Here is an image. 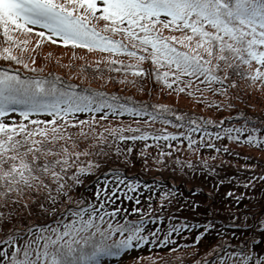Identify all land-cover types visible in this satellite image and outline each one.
Wrapping results in <instances>:
<instances>
[{"label": "snow or ice", "instance_id": "obj_1", "mask_svg": "<svg viewBox=\"0 0 264 264\" xmlns=\"http://www.w3.org/2000/svg\"><path fill=\"white\" fill-rule=\"evenodd\" d=\"M101 22L103 27L97 30L96 25ZM37 28L40 30L36 31ZM165 31L174 34L165 36ZM33 34L41 42H62L64 47L70 45L89 52L130 57L137 61L136 64H122L121 68L111 70L123 69L144 79L152 76L156 83L179 93L187 91L189 96L210 92L229 98V89L237 87L235 78L247 81L249 87L259 85L264 89V0H0V59L35 72L36 69L29 68L14 54L16 48L28 51L26 46ZM20 36L25 39L21 40ZM117 36L120 39H114ZM145 62L151 64V72L140 67ZM58 81V77L22 78L0 70V232L4 233V238L0 239V264H104L107 257L120 256L150 243L144 235L142 213L138 221L123 219L121 223L122 210L108 211L105 207L113 202L107 193L99 204H91L83 197L76 199L74 192L83 183V177L100 168L99 161L92 157H108L109 153L99 146L112 148L108 143L109 136L114 141L152 140L157 142L156 147L160 146V140H176L177 136L154 135L141 132L139 128H105L100 133L95 117L91 122L73 121L77 113H99L105 108L114 114L150 115L151 121H156L169 109L160 107L148 113L143 106L136 109L126 104L109 103V100L118 102L119 97L81 95L61 88ZM213 106L221 107L220 104H209V107ZM10 113H18L24 122H6L5 117ZM41 115L51 119H39ZM176 119L184 121L183 116ZM160 122L171 123L168 120ZM210 123L204 121L205 125ZM187 125L192 133L202 127L191 118ZM185 126L184 123L173 125L177 128ZM125 131L140 134L124 136ZM256 132L246 125L224 129L229 140L264 149V138ZM245 133L247 136L242 140ZM204 135L211 138L206 131ZM222 138L216 134L217 140ZM185 139L189 149L197 143L191 135H186ZM89 141L96 143L80 149L82 143ZM206 146L215 148L211 143ZM150 147L153 145L146 144L140 153L145 162L146 149ZM93 148L99 150L92 151ZM132 150L129 147L125 151L117 146L114 151L115 155H123L127 160ZM215 150L220 152L222 149ZM166 155L171 153H160V156ZM156 162L163 163L159 159ZM176 163L181 168L185 166L179 160ZM203 166L209 167L206 161ZM187 167L193 165L188 163ZM112 175L130 192L139 187V184L120 179L116 172ZM259 179L264 180V177ZM119 191L115 187L111 195L116 196ZM123 195L133 199L127 193ZM175 195V192L163 193L161 207L166 206L164 202L170 204ZM29 201L41 210L42 215H51L52 221L28 224L25 220L23 225L18 224L19 211H27ZM136 203H140L139 199ZM60 208L64 211L60 212ZM123 211L127 212L126 209ZM181 227L190 228L188 225ZM205 227L210 229L212 225ZM257 227L264 233V220H259ZM180 230L170 226L169 236ZM151 235L156 236V233ZM221 247L224 255L211 262L205 259L204 264H264V253L257 255L252 244L241 246L239 251H228L234 247L229 244Z\"/></svg>", "mask_w": 264, "mask_h": 264}, {"label": "trees", "instance_id": "obj_2", "mask_svg": "<svg viewBox=\"0 0 264 264\" xmlns=\"http://www.w3.org/2000/svg\"><path fill=\"white\" fill-rule=\"evenodd\" d=\"M97 30H100L103 27V22L96 25ZM38 29V28H37ZM40 30V29H38ZM107 35V34H106ZM36 37V42H40V38ZM20 38V37H19ZM21 39V38H20ZM114 39H120L119 36L114 37ZM62 50H66L67 52H71L73 55H79L83 52L89 51L85 48H73L70 45L68 47L61 46L63 45L62 42L56 43ZM6 46V45H3ZM23 47V46H22ZM27 47V46H26ZM83 50V51H82ZM18 51L17 56L21 57L22 59H28L29 55L27 51H22L20 48L14 49V52ZM99 52L101 55H105V57H109L111 61H116L117 63H111L110 61V68L109 70L105 71L104 67H97L98 76L103 75L105 78L111 79L112 82L116 83L120 81V78H128V82L139 83L142 87H145L146 84L150 87L149 95H146L143 99H125V97L118 96L120 93L116 92L115 94H110L105 89H96L93 87H82L79 89H74V92L81 94V95H96L100 94L104 98H111V97H119L118 102H114L109 100V103H119V104H126L128 107L139 109L140 107H145L148 113H153L156 109L150 106L152 100L153 91L159 88L158 84L155 82L154 77L149 76L147 79L134 77L131 75L130 72H125V70L121 69V71H112L111 69L114 68H121V65L124 64H136V60L124 55H117L108 52H100V51H93ZM36 57L37 55H31ZM147 72L152 71V66L150 63L145 62L140 65ZM88 71L92 70V67H87ZM0 70L8 71L13 74H18L22 78L28 77H42V75H36L33 71H24L19 64L14 62L6 61L0 59ZM47 79H55V77H48ZM236 81L240 82L242 79L235 78ZM58 84L61 88H72L75 85H70L66 83L64 80L59 79ZM98 84V83H97ZM203 87V85H201ZM190 91V90H188ZM187 92V91H186ZM205 93L201 95V93L197 92L194 96H189L187 94V98L192 100L193 97L196 98H203ZM106 115H109L111 109L105 108ZM98 114V112H96ZM101 113V112H99ZM188 111L185 110L184 114V121L177 120L173 116H168L164 114L162 117L157 119L156 121H151L150 115L145 116H132L125 112L123 115L117 113V117L113 118L112 120L118 121H130L133 122L134 128H139L141 132H149L154 135H175L177 136L176 140H160L159 147H156V141H119L116 145L112 144V148H108L103 144H100V148H103L104 151L109 153L108 157H92V159L99 161L100 168L95 170L92 175L83 177V183L77 186L74 197L79 199L83 197V199L91 204H99L101 200L105 198V193L107 196L113 201L112 203H107L105 205L108 211H112L115 208H120L122 211L120 212L119 220L123 223V219H128L132 221H138L141 219V213L143 214V218H152V217H161L165 215L167 218H170L171 212L177 213L176 211L179 210L181 212H188L191 208H198L200 215L206 225L212 224L215 226L216 224H223L224 227H229V223H223V219H220L216 212L218 211H225L229 212L237 210L238 214L236 213V217L239 221H242L244 217H251L252 220L250 221L249 225H239L237 228L240 230H235L233 232V236L222 235V240L220 243L219 250H216L215 257L223 256L224 255V248L221 247L222 245L229 244L234 247L231 248V251H239L241 246L245 244H252L255 253H258V246L264 243V233L257 227V223L259 220H263L264 216L261 213H264V180L259 179L260 177H264L261 173L257 172L254 169H251L250 166L256 165L255 161H260L257 157H253L254 159L251 161H247L243 163L240 167V171H235L231 176L224 174L217 171L213 166L209 167L211 171L208 169V175L202 174L200 177H193L192 175H196L199 173L198 171H192L196 169L199 164H203L205 161H200L198 163H193L192 168H188L187 164L190 163L186 160H183L180 157H177V151L175 147L185 145L188 146V140L185 139L186 135H191L192 139H197L199 141H204L208 139V136L204 135L206 131L211 135L217 131V128L210 125H204L201 127L200 130L197 132H189L187 121L190 117L187 116ZM237 112L233 113L235 116L233 119L231 117H226L225 124L233 126V128H241L242 126H247L249 130L256 129L262 132L259 127H262L260 124H256L254 121H250L249 118L246 116L236 115ZM258 118L264 120V114H258ZM36 118V117H33ZM192 119V118H191ZM161 120H168L171 121L170 124L161 123ZM145 121H149L150 123L155 124L159 129L151 130L147 126L148 124ZM15 122H24L22 117L18 116L15 119ZM180 123H184L186 126L182 128L173 127V125H177ZM234 124L236 126H234ZM220 128H223L220 127ZM71 131H75L71 130ZM124 136H133L139 135L140 133H133L125 131L122 133ZM235 135V133H233ZM214 136V134H213ZM247 133H245L244 138H246ZM210 139V138H209ZM243 140V139H242ZM209 144V141H206ZM213 142V141H212ZM211 144H214L212 143ZM232 149L237 144H242L238 142L231 141ZM146 144H151L153 147L147 148L146 153L147 159H151L153 161L154 166H151L149 162H145L144 157H141L140 153L143 149H145ZM171 144V147L168 145ZM119 146L122 150H125L131 147L132 153L127 156V160H125V156H117L115 155V147ZM231 149V150H232ZM258 149V148H256ZM99 149L93 148L92 151H97ZM213 151V149H212ZM171 153V155L160 156V153ZM250 158V157H249ZM248 158V160H249ZM159 159L163 161V163H157L156 160ZM179 160L185 166L183 168L180 167L176 163ZM253 161V162H252ZM207 162V161H206ZM192 164V163H191ZM192 169V170H190ZM234 171V170H232ZM113 172L118 173L120 179L125 180L129 184H139V187L136 189L135 192H130L128 189L123 185L119 184L116 178L112 175ZM231 182H233L234 186H231ZM191 185L190 189L188 186ZM220 185V186H218ZM247 185V187H245ZM118 187L120 191L117 193L116 196H112L111 192L112 189ZM165 192H175V197L172 198V202L169 204L165 203V207L161 212L155 210L154 206H157V210H160L161 207V197L162 194ZM123 193H127V196H132L133 199L129 200ZM228 193H232V196H229ZM99 194V199L97 198ZM236 197L240 199L237 200ZM197 199L201 201L202 204L193 203V205H188L191 199ZM139 199L140 203L137 204L136 200ZM208 200V201H207ZM124 209L127 212L123 211ZM135 209H140V212H135ZM60 212L64 211V208L59 209ZM198 214V210L195 211ZM30 213V214H29ZM59 215V212H57ZM37 217H40L37 219ZM53 217L51 215L44 216L41 213V210L34 204L30 203L29 210L24 211L20 210L17 223L23 225L24 221L26 220L28 224H42L44 222H51ZM146 222V221H145ZM155 222H158L156 220ZM154 222V223H155ZM153 222H148L145 225H151ZM181 225V224H180ZM153 226V225H152ZM160 227L165 228L166 224L163 223ZM201 234L202 231H199ZM218 233H214L209 239V245L202 251V253H207L209 250L213 249L217 242L214 240V237L217 236ZM241 235V238L239 237ZM4 238V233L0 232V239ZM232 239V240H231ZM252 242H255L254 244ZM192 245H189L188 248H191ZM137 248H133L131 251H135L137 253ZM133 253V254H134ZM128 255L129 251L126 253ZM124 253L120 256L114 257H107L104 261L111 262L115 261L116 264L123 263L125 258L123 257ZM127 256V255H126ZM214 257V258H215ZM213 258V259H214ZM215 258V259H216ZM212 259V260H213Z\"/></svg>", "mask_w": 264, "mask_h": 264}, {"label": "rangeland", "instance_id": "obj_3", "mask_svg": "<svg viewBox=\"0 0 264 264\" xmlns=\"http://www.w3.org/2000/svg\"><path fill=\"white\" fill-rule=\"evenodd\" d=\"M173 34L174 33H170L168 31L164 32L165 36ZM20 38L21 40L25 39V37L23 36H20ZM29 39L30 43L27 45L29 58L23 60L28 64L29 68L36 69V71L34 72L37 73L36 75H42L43 78L58 77L68 84L75 85L74 89H79V87H93L96 89L105 88L110 94L119 92L120 94L118 96H122L125 97V99L134 101H136L135 99L137 98H145V96L149 95L151 91L148 84H146L145 87H142L138 82H128V78L126 79L124 77H121L120 81L124 80L127 82L121 83L119 81L116 84L112 82L111 79L105 78L103 75L98 76V71L96 68L102 66L104 67V70L107 71L110 68L109 64L111 61L109 57H105V55H101V53L99 52H89V54H86L87 52H83L79 55H73L71 52L62 50L59 45L53 44L50 41H40L38 46L35 44L37 41L36 37L31 36ZM35 49H38L37 57H33L30 55L35 53ZM14 54L17 55L18 51H15ZM19 66L22 67L24 71L28 70L21 64H19ZM88 66L92 67V70L88 71ZM157 84L159 88L157 90H154L152 97H150V100H152L150 106H152L154 109L165 107L169 109V112L165 114L168 116H173L175 118L177 116L184 117L185 110H187V116L197 120V122L202 126L205 125L204 121H211V123L208 125L217 128V131L211 133V138L204 140L203 143H201V141L197 139H193L197 141V143L194 144L191 149H189V147L185 145L175 147L177 151V157H180L183 160L192 163V165L193 163H198L200 161H207L209 167L213 166L217 171L221 173L224 172V174H227L231 177L235 171H240L239 169L243 165V163L253 160V157H257L260 161L263 162L255 161L257 164L250 166V168L264 175V149H256L255 147L245 144H237L238 146H235L232 149V143L230 142L228 137L224 135L225 128H233V126L225 124L226 117H231V119H233L235 117L233 116V113L237 112V116L242 114V116H246L247 118H249L250 121H254L256 124L262 125V127H259L262 132L257 130L255 134L260 135L262 136V138H264V120H261L257 116L259 113L264 114V89L260 88L259 85L254 88L249 87L247 81L241 80L240 82L236 81V88L229 89V98L214 96L210 92H205V96L203 98L193 97L192 100H190L189 98H187V92L179 93L177 91L166 88L162 83ZM210 103L212 105L220 104L221 107L219 109L215 106L209 107ZM86 121L91 122L92 119H88ZM221 121H223L222 125ZM96 124L97 132L100 133H103L105 128H134L133 122L130 121L107 120L96 121ZM222 126L223 128H220ZM234 126L236 125L234 124ZM147 127L151 130L159 129V127H157L153 123H149ZM217 133H219L223 138L217 140ZM105 135H107V133H105ZM241 139H245L244 136L241 137ZM119 141L120 140L114 141L113 137L111 136L108 137V142H111L114 145H116ZM206 141H209L210 143L213 141L212 143H214L215 148H220L222 150L220 152H217L215 148L207 147ZM89 143L96 142L89 141L86 143H82L80 145V149H84L88 146ZM224 148H227L228 151H223ZM213 157H215V159H213ZM148 162L151 166H154L151 159L148 158L147 163ZM209 167L205 168L203 164H199L196 169L190 170L199 172L196 175L193 174V177H200L202 174L208 175ZM190 187L191 185L188 186V189H190ZM192 202H197V200L192 199ZM28 203L30 205L31 201H29ZM172 214L180 216V219L183 221H198L201 218V215L197 214L194 208L190 209L187 213ZM217 215L222 218L227 217V213L223 212H217ZM231 216L232 213H229V217ZM247 221L248 218H245L242 220L241 224ZM221 227L222 226L220 225L215 226L214 229H212V232L218 234L224 233L225 231L220 229ZM150 231L151 230L145 229L144 232V235H146L148 239L149 235L153 233ZM158 234L159 233H157L156 236H154L150 240V242H156L158 240H164L167 238L166 236H164V238H159L157 236ZM190 237L191 236L179 239L177 241H172V245H176L179 242L187 243ZM207 240L208 237L203 240V247L209 244ZM200 248V245H198L197 247H194L189 251L177 250L175 252H170V250L163 251L166 248L155 250L149 247L141 253H134L135 251L129 253L130 255L125 260H123V263L121 264H204L205 259L208 260L212 258L213 252L217 250L216 248L212 249L208 253L203 255ZM257 249L259 250V253H264V245H259Z\"/></svg>", "mask_w": 264, "mask_h": 264}]
</instances>
